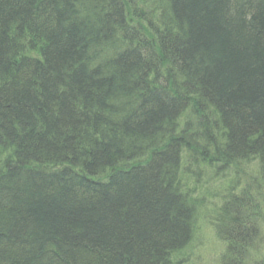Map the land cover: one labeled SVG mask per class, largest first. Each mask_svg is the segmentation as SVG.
<instances>
[{
	"label": "trees",
	"instance_id": "1",
	"mask_svg": "<svg viewBox=\"0 0 264 264\" xmlns=\"http://www.w3.org/2000/svg\"><path fill=\"white\" fill-rule=\"evenodd\" d=\"M253 181L264 0H0V264H264Z\"/></svg>",
	"mask_w": 264,
	"mask_h": 264
},
{
	"label": "rangeland",
	"instance_id": "2",
	"mask_svg": "<svg viewBox=\"0 0 264 264\" xmlns=\"http://www.w3.org/2000/svg\"><path fill=\"white\" fill-rule=\"evenodd\" d=\"M230 187H228L227 189L230 190ZM227 189H225V191ZM249 189L250 193L253 196V198L251 197V201L254 205L252 209H255L257 212V216H254L253 218H256L261 227H264V183L259 184V181H253V183H251V188L249 187ZM238 192L239 190H237V193ZM234 193H236L235 190ZM213 202H218V200H213ZM249 214L252 215V212H250ZM250 215L246 214V217H249ZM259 215L261 216L259 217ZM201 222L202 221H200V223ZM214 231L215 229L213 227L204 226L201 231V237L198 235L196 237V240L192 243L193 245L189 246L186 249L185 253L191 255L193 258H195V260L197 259L198 264H214V262L216 263L215 260L219 256L217 252V249L219 247L214 239L216 238L214 235ZM260 234V237H262V239L264 240V231ZM262 257H264V251L262 253ZM199 258L200 260H198ZM189 264H194L193 259H191Z\"/></svg>",
	"mask_w": 264,
	"mask_h": 264
}]
</instances>
